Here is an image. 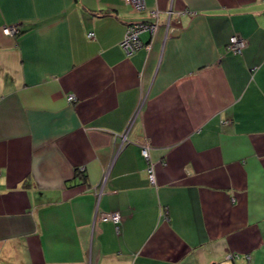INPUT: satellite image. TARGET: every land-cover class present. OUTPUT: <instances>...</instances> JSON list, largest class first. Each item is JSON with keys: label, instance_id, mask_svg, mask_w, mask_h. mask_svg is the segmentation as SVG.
I'll return each instance as SVG.
<instances>
[{"label": "crops", "instance_id": "obj_1", "mask_svg": "<svg viewBox=\"0 0 264 264\" xmlns=\"http://www.w3.org/2000/svg\"><path fill=\"white\" fill-rule=\"evenodd\" d=\"M144 7L0 0V264H264V0Z\"/></svg>", "mask_w": 264, "mask_h": 264}, {"label": "built area", "instance_id": "obj_2", "mask_svg": "<svg viewBox=\"0 0 264 264\" xmlns=\"http://www.w3.org/2000/svg\"><path fill=\"white\" fill-rule=\"evenodd\" d=\"M126 3L130 4L135 10L141 11L144 10V0H125ZM168 14V20L170 19L172 13L171 11H167ZM159 12L157 9H152L148 13V19L142 20V21H136V22H130L125 27V33L124 37L121 41V46L124 49V51L127 54L132 53L133 51L137 50L138 48H141L144 46L140 39V34L142 32L147 31L151 35H154L159 27ZM169 26V21L167 23ZM3 32L5 34L13 35L17 33V27L16 26H5L3 27ZM245 45V40L233 35L229 37L227 49L232 53H241L242 48ZM149 46H145V48H148ZM68 100H72V97L69 96ZM142 155L148 160V151L147 148L142 149ZM147 175L151 182H153V170L152 166H149L147 169ZM100 217L103 220H111L114 223H118L120 220V215L116 212L114 213H103L100 215ZM237 255L229 254L228 258H233ZM246 259H249V255H245Z\"/></svg>", "mask_w": 264, "mask_h": 264}]
</instances>
